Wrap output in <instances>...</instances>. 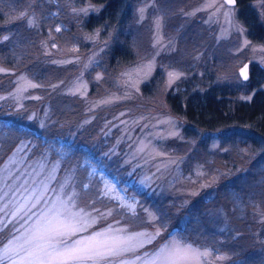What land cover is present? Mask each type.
I'll list each match as a JSON object with an SVG mask.
<instances>
[{
  "label": "rangeland",
  "instance_id": "obj_1",
  "mask_svg": "<svg viewBox=\"0 0 264 264\" xmlns=\"http://www.w3.org/2000/svg\"><path fill=\"white\" fill-rule=\"evenodd\" d=\"M39 2L43 6H49V0H29V3L25 4L26 6L19 9L34 13L35 16V27L30 28L29 35L30 40H35L31 51H19L17 48L8 47L6 55L2 56V62L7 66H12V68L28 66L36 74L37 78L42 72V75L45 76L40 75L39 81L44 83L48 80L47 74L43 70H39V64L43 68L50 65L54 70H66L64 76L73 68L66 83L57 87V91L61 95L53 94L51 107L49 103L44 105L45 109L42 112L40 121L43 122L47 119L46 125L51 127L50 112L54 111L53 115L56 118L62 119L63 117L65 121L71 122V126H73L80 115L89 114L88 117L84 118L85 122L79 126V129H85L88 124H95L96 119L98 122L96 115L90 111L99 110L103 112L100 116L105 117V119L102 118V121L110 130L108 134L114 135L113 149L111 147L108 149L107 146L104 154L112 152L111 157H116L115 154L122 156L124 162L121 166L126 164V161H131L126 174L133 173L134 178L124 182L120 177L108 172L100 161L87 155L79 161L78 170L81 169L85 178L95 179L99 183V187L93 186L92 193L96 192V197L90 193L82 197L83 192L87 190L83 189L82 185L88 182L80 179L75 162L69 163L66 161L69 152L67 145L56 138H44L42 148L44 153L41 154V157L31 153L32 146L26 152H21L18 147L21 145V141L7 154L0 153V189L7 192L13 185L24 183L25 180L28 181L26 186H34L32 185L33 180L38 183L42 179H48L49 175L58 178L60 182L75 180L78 185L76 192L82 206H87L94 202L93 206L102 212L113 209L114 212L104 222L105 225L113 223L115 220H120L121 224H127L135 230L154 231L156 227L160 226V221L157 220L154 224L146 222L149 220L148 214L143 211L144 208L149 209L143 205L146 199L148 202L155 201L156 206H158L159 216L157 218L163 214V219L167 220L172 218L173 214L178 211V206L184 207L186 204L185 198H182L181 203H178L175 198L177 197L176 194L172 193L171 190L175 183H183L190 188L176 189L174 191H187L189 194L196 195L198 190L195 188L192 190V185L199 189H207L209 188L208 184L211 187V184L217 185L221 181L218 176L223 178L229 176L227 167H221L215 177L216 180L211 183L207 182L205 177L197 175L200 170L206 172V166L203 163L188 161V158H191V156L196 158L195 155L198 152L197 143L200 139L196 136L193 138L190 133L185 139L183 138V134H185L184 125L191 127L183 122L180 117L169 112L164 98L168 93L176 89L178 85L185 84L186 80H188L186 77L188 72L198 71L199 73L195 75L197 77L203 75L210 78L209 75H211V84L236 90L239 96H245V85H242V79L239 83L236 82V78L239 77L238 68L244 64L241 63L242 61L248 59L247 64L252 62L255 65H259L264 74V53L251 50V47L259 49L264 45L252 43L251 47L236 53L235 49L242 44L244 37H240L237 32L229 35L228 31L224 30L228 28L225 18L222 15H212L214 9L207 7L212 4L219 7L223 3L222 0H128L134 5V8L132 14H130L129 25L126 29L133 34L131 40L132 51L137 60L133 65L117 71L111 83L113 90L108 95L90 102H83L88 88L82 74L92 66L85 67L90 56L98 53V60L99 49L104 46V43H100L96 39L95 34L93 36L84 35L82 38L88 45L86 50L81 52L76 43L67 47L69 45L65 44L67 40L58 39L48 29L45 31V36L42 35L38 21L39 14L35 9ZM67 4L63 5L64 7L61 11L63 12L65 9L68 14L63 13V16L70 19L69 15L73 16L71 13L72 7L69 5L71 3ZM67 6H69V9ZM145 6H147V11L144 13V19L139 21L136 10ZM85 7H89V5L84 3L77 9ZM205 8L207 10H204ZM255 8L261 15V7L258 1L255 4ZM59 10L60 8L58 7L57 11L59 12ZM221 11L223 12V9ZM161 12L165 17L164 27L162 29H154L155 17ZM53 13H56V11ZM185 13H188V15L186 16ZM81 14L84 15L83 13ZM4 15L8 21L1 25L2 28L6 25L15 28L13 21L27 27L25 21L18 19V14L10 16L9 13H6ZM183 25L186 28L184 31H180V27H183ZM129 26L138 27L133 29ZM218 37L227 38L218 40ZM158 39L160 40V45L154 48L153 44ZM53 43L57 47L53 48L51 46ZM161 45H163L162 50ZM6 46L4 44V47ZM75 49H78V51ZM157 51L160 52L159 55H156ZM45 53L48 54L46 55ZM11 56L15 58L12 60ZM153 57H155L154 65L150 74L145 75L148 72L147 69L139 73L133 71L131 81H129L128 76L121 75V73L137 69L140 65H146ZM0 67L7 69V72L0 73V97H3V99H0V106L2 108L8 107L10 112L13 113H27L28 117L37 115L40 107L39 98L31 99L29 97H40V95L38 93V96L33 90L35 88H31L27 82L30 80L37 84V81H33L22 71L13 73L10 81H6L7 74L12 72V70L3 65H0ZM169 71L182 73L180 79L176 80L171 87H168L169 77L167 73ZM21 77L26 79H21ZM137 81H139L138 84L136 83ZM17 84L20 85L21 90H18ZM78 84L79 87L77 88ZM144 86H147L150 90L147 99H143L141 95V89ZM261 88L264 89V77ZM22 89H27V91ZM203 89L200 88L199 90ZM69 90L76 91V94H70ZM20 105H23L21 112L16 110ZM122 113L124 115H121ZM194 130L197 131L198 136H202L205 133L198 128H194ZM114 131L115 133L113 134ZM219 132L221 130L207 132L210 135L205 148L210 154L223 152L227 149L223 147L221 151L219 148L218 143L221 139ZM169 139L171 147L165 149L164 143ZM225 139L227 140V137ZM1 140H4V138H1ZM24 142L27 143L26 141ZM230 142L232 143V141ZM138 146H142L144 151L136 154L134 158ZM260 146L261 148L258 152L264 153V143L260 144ZM180 150H182L183 154L177 153ZM51 154L54 156L51 157ZM260 155L249 157L247 155L242 156L241 153L236 152L235 159L241 162L240 167H243L248 164V160ZM173 160L179 162L178 167L171 164ZM61 164L64 166H61ZM228 166L232 167L231 165ZM53 168L55 171H52ZM157 168H160L161 171L157 172ZM93 170L96 171L95 176L89 174ZM248 170L255 173V179L252 181L253 186L250 187L252 190L245 196L232 195L233 206L231 209L233 211L230 210L232 213L230 214L231 217L227 215V209L221 203H216L213 207L209 206V208H206L213 220L208 218L207 226L212 230L214 229V240L223 242L216 243V245L209 244L207 241L211 237L206 236L209 234L208 227L205 228L207 230L205 231L199 226L196 227L198 231L195 233L198 234L201 232L200 230H203L202 233L205 237L202 238L204 243H200L197 240H193L192 237H188L181 231V228L180 230L172 229L175 224H171L174 222L163 224V235L167 236L168 233H172L178 237L183 236L186 239L198 242L201 246H207L213 252V260L216 254L230 257L229 259L214 261V264H264V224L259 223V215L256 214L257 210L253 207L254 203H258L260 205L259 211L264 212V160L251 165ZM152 173H156L157 178L155 181L143 183L145 177L151 176ZM18 174H22L19 179H13ZM101 177L113 185L120 193V196L130 199L134 198L138 202L136 216L127 214L126 209L121 212L117 208L119 196L116 197V200H110L101 193L100 190L105 188ZM48 182L55 183L56 181L48 180ZM243 189H246V187L243 186ZM179 193L181 192L177 194ZM138 194L141 195L136 196ZM26 195L27 193H24V196ZM107 195H115V193H108ZM24 196L16 193L15 199L22 204ZM98 196L100 197L99 199L97 198ZM176 204H178L177 208H170L171 212L167 214L166 208ZM149 210L155 213V211ZM124 212L126 216H123ZM212 222L213 224H211ZM231 222L238 226L236 231L230 230ZM193 223L198 226L197 222L193 221ZM182 225L180 227L185 226L184 224ZM212 225L215 228H212ZM100 226L98 224L96 227ZM148 247H151V245ZM224 248H227L228 251H225Z\"/></svg>",
  "mask_w": 264,
  "mask_h": 264
},
{
  "label": "trees",
  "instance_id": "obj_2",
  "mask_svg": "<svg viewBox=\"0 0 264 264\" xmlns=\"http://www.w3.org/2000/svg\"><path fill=\"white\" fill-rule=\"evenodd\" d=\"M257 1L258 0H237L234 18L241 21L247 29L246 38L251 41V44L264 45V18H262L255 8ZM27 3H29V0H0V40L3 34L6 33L11 37L10 41L0 43V65L12 70V72L7 74L6 81H10L13 73L22 71L30 79L37 81L38 85H41V87L33 89L37 95L38 93L40 95V107L37 111V115L28 117L27 113H13L10 112L8 107L2 108L0 106V132L3 133L0 135V153L7 154L20 141H26L27 143L30 142L32 146L31 153L41 157V154L44 153L42 151L44 138H56L67 145L69 151L67 158L69 159L66 158V161L69 163L75 162L77 165V174L80 175V179H84L85 182H88L90 185L89 188L83 192L82 197H85L89 193L96 197V192L92 193V190L94 185L98 188L99 183L95 179L85 178L81 169L78 170V163L80 160L87 155L97 159L104 165V168L108 172L120 177L124 182L134 178L133 173L126 174L131 164L126 163L121 166L124 162L122 156L115 154L116 157H111L104 154L107 146L108 149H110V147L113 149L114 135L108 134L110 130H108V126L103 123L102 118L105 119V117L100 116L103 112L99 110L90 111L96 115L98 122L96 119L95 124H88L85 129H79V126L85 122L84 118L88 117L89 114L80 115L73 126H71V122L65 121L63 117L62 119L56 118L53 115L54 111L50 112L51 127L46 125L47 119L43 122L40 121L42 112L45 109L44 105L49 103L51 107V98L53 94L61 95V93L57 91L58 88H53L52 86L64 85L70 77V72L73 71V68L64 76L66 70H54L50 65L43 68L39 64V70H43V72L47 74L48 80L44 83L43 81H39L40 75L43 74L42 72H40L37 78L36 74L28 66H16L12 68V66H7L2 62V56L6 55L8 47L17 48L19 51H31V47L35 44V40H30L29 37L30 28L22 24L19 25L14 21L12 23L15 28L7 25L4 26V28L1 26L8 21L4 14L9 13L10 16H15V14H18L17 10L26 6L25 4ZM67 3H71L69 5L72 8H78L81 4L87 3L89 6L96 9V11L88 12L87 15L80 14L78 17L69 15V17H71L70 19L64 18L63 13H68L65 9L62 12L61 9L64 7L63 5H68ZM58 7L60 8L59 12L57 11ZM67 7L69 9V6ZM133 8L134 5L128 2V0H71V2H69V0H49V6H43L39 2L35 7L39 14L38 21L40 23L42 35L45 36V31L48 29L49 32L58 39L62 38L65 41L67 40L65 42L66 45L69 44L67 47L76 43L81 52L86 50L88 45L82 38L84 35L93 36V34H95L96 39L100 43H104L102 47L104 51L99 52L98 63L93 64L82 74L84 80L87 82L88 88L83 102H90L108 95V93L113 90L111 83L117 71L123 70L136 62L137 59L132 51L131 40L133 34L126 29L129 25L128 21L130 19V14L133 12ZM55 11L56 15H53ZM57 26H62V31L60 33L55 31ZM129 27L136 29L138 26ZM185 28L186 26L183 25V27H180V31H184ZM97 32H99V35H96ZM73 37L77 39H73ZM17 41H19V46H17ZM4 44L7 46L4 47ZM14 58V56H11L12 60ZM247 60L241 63H247ZM248 65L249 80L246 82L243 81L242 85H245V96L248 94L252 95L253 92L255 93L251 101L241 100V96L236 93V90L211 84V75H209L210 78L203 75L200 77L195 76L199 73L198 71L188 72L186 74L188 80H186L185 84L178 85L176 89L164 97L169 112L180 117L183 122L191 127L189 128L184 125L183 129L185 134H183V138L185 139L190 133L193 138L196 136L200 139L197 143L198 155H195L196 158L191 156V158H188V161L203 163L206 166L207 176L205 180L209 183L213 182L216 180L215 177L218 171L221 170V167L228 168L229 176L227 178L218 176L221 181L217 185L211 184V187L208 186L209 188L207 189H199L196 188L195 185H192V190H194V188L198 190L196 195L189 194L187 191H174L176 189L190 188L183 183H175L172 187L173 189L171 191L176 194L177 197L175 198L178 203H181V199L185 198L186 204L184 207L178 206L179 209L173 214L172 218L167 220L163 219V224L174 222L171 224H175L172 229L180 230L181 228V231L188 237H192L193 240H197L200 243H204L202 238L205 237L202 233L203 230L199 229L201 232L198 234L195 233L198 231L196 227L200 226L205 230V228L208 227V218L212 220L206 208H209V206L213 207L216 203H221L225 206L224 208L227 209V215L231 217L230 214L232 213L230 210L233 211V209H231L233 206L232 195L237 196L238 194V196H245L252 190L250 187L253 186L252 181L255 179V173H252L248 169L251 165L257 162L260 163L264 160V153L258 152L261 148L260 144L264 143V89L261 88L264 74L259 65H255L252 62H249ZM98 74L103 77L100 81L96 79ZM42 76L44 77L45 75ZM200 88L204 89L199 90ZM149 93L150 90L147 86L141 89L143 99H147ZM194 128L203 130L205 132L204 135L198 136ZM220 130L219 136L221 139L218 143L219 148L220 150L223 147L227 149L223 152H214L210 154L207 148H205L210 135V133L207 134V132H216ZM114 133L115 131L113 134ZM226 137L227 140L225 139ZM1 138H4V140H1ZM230 141H232V143ZM169 142L170 139L164 143L165 149L171 147ZM245 148L250 150L247 155L249 157L258 154L261 155L252 160H248V164L240 167L241 162L235 159V154L236 152L241 153V150ZM177 153L183 154L182 150ZM50 156L53 157L54 155L51 154ZM61 166L64 165L61 164ZM249 183L251 184L249 185ZM243 186L246 187V189H243ZM178 192L181 193L177 194ZM140 195L141 194H138L136 196ZM143 205L155 211L156 215L159 216L158 206H156L155 201L148 202L146 199ZM177 205L178 204L166 208L167 214L171 212L169 210L170 208L174 207L175 209ZM123 216H126L125 212ZM157 220L160 221V217H158ZM182 221L183 223H181ZM193 221L197 222L198 226H195ZM182 224L185 226L180 227ZM211 224H213V222ZM231 224L230 230L236 231L238 226L234 222H231ZM212 228L215 227L212 225ZM213 230L208 227L209 234L206 236L211 237V239L208 238L207 242L213 245L223 242L214 240ZM226 249L227 248H224L225 251H228V249Z\"/></svg>",
  "mask_w": 264,
  "mask_h": 264
},
{
  "label": "snow or ice",
  "instance_id": "obj_3",
  "mask_svg": "<svg viewBox=\"0 0 264 264\" xmlns=\"http://www.w3.org/2000/svg\"><path fill=\"white\" fill-rule=\"evenodd\" d=\"M258 3L261 7V16L264 17V0H258ZM236 4L237 0H223L219 7L215 4L207 7L214 9L212 15H222L225 18L228 28L224 30L228 31L229 35L237 32L240 37H244L242 44L235 49V52L239 53L245 48L251 47V41L246 38L247 29L243 23L234 18ZM17 11L18 19L25 21L29 28L35 27L34 13L25 10ZM89 11H96V9L91 6L81 9L71 8L72 15L77 17L81 13L87 15ZM136 11L138 20L142 21L147 6L138 8ZM185 15L187 16L188 13ZM164 20L162 12L157 14L154 20V29H162ZM55 31L60 33L62 26H57ZM96 35H99V32ZM226 38L218 37V40ZM10 39L9 35L3 34L0 43L8 42ZM73 39L77 38L73 37ZM16 43L19 46V41ZM169 43L171 42L169 41ZM158 45H160L159 39L153 44V47ZM51 46L57 47L55 43ZM162 48L163 45H161V50ZM75 50L78 51V49ZM251 50L264 53V46L259 49L251 47ZM99 51L102 52L104 49L101 48ZM159 54L160 52L157 51L156 55ZM97 56L98 53L90 56L85 67L97 64ZM154 59L155 57L146 65H140L137 69L121 73V75L128 76L129 81L132 79L133 71L139 73L147 69L148 72L145 75H148L153 68ZM248 68L249 65L245 63L240 69L239 77L236 78L237 83L241 79L245 82L249 80ZM4 72H7V69L0 67V73ZM167 75L169 77L168 87H171L176 80L180 79L182 73L169 71ZM21 79L26 78L21 77ZM96 79L100 81L103 77L98 74ZM27 82L31 88L41 87L30 80ZM136 83L138 84L139 81ZM52 87L56 88L59 85ZM17 88L21 90L19 84H17ZM22 90L27 91V89ZM69 92L72 95L76 94V91L73 90H69ZM254 94L253 92L252 95L241 96L240 99L251 101ZM29 98L38 99L39 97ZM22 108L23 105H20L16 110L20 111ZM2 134L0 132V135ZM30 146V142L21 141V145L18 147L21 152H26ZM143 151L144 148L138 146L134 158L136 154ZM249 151L247 148L242 149V156L248 155ZM106 155L110 156L112 152ZM126 163H131V161H126ZM171 164L179 166V162L175 160L171 161ZM52 171L55 169L53 168ZM160 171L161 169L157 168V172ZM89 174L95 176L96 171L93 170ZM20 175L22 174H18L13 179H19ZM197 175L206 177L207 173L200 170ZM156 178V173H152L151 176L145 177L143 183L154 182ZM101 179L103 180V177ZM48 180L56 182L49 183ZM103 183L105 188L100 191L108 199L116 200L117 196L120 197L117 201V208L121 212L126 209L127 214L137 215L138 202L134 198L120 196L117 189L108 181L103 180ZM27 184L28 181L25 180L24 183L13 185L7 192L0 189V264H214V261L230 258L216 254L213 260V252L207 246H201L198 242L183 236L178 237L172 233L164 236L163 214L160 217V226L156 227L154 231L135 230L127 224H121L120 220L105 225L104 222L113 214V209L102 212L93 206L94 202L82 206L76 192L78 185L75 180L60 182L58 178L49 175L48 179H42L38 183L33 180L32 185L34 186H26ZM82 187L88 189L89 184L84 183ZM16 193H20L22 196L27 193L22 204L16 201ZM108 193H115V195H107ZM253 207L257 210L256 214L259 215V223L264 224V212L259 211L260 205L254 203ZM143 211L148 214L147 223L154 224L157 221L156 213L147 208H144ZM98 224L101 226L96 227ZM149 245L151 247H148Z\"/></svg>",
  "mask_w": 264,
  "mask_h": 264
},
{
  "label": "water",
  "instance_id": "obj_4",
  "mask_svg": "<svg viewBox=\"0 0 264 264\" xmlns=\"http://www.w3.org/2000/svg\"><path fill=\"white\" fill-rule=\"evenodd\" d=\"M222 1H223V0H222ZM244 64H245V63H244ZM244 64H242V65L238 68V74H239L240 69L243 67Z\"/></svg>",
  "mask_w": 264,
  "mask_h": 264
}]
</instances>
